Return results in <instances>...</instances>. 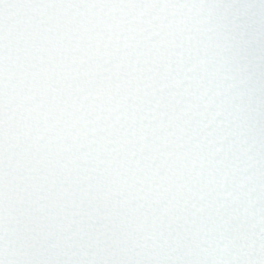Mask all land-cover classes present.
Returning <instances> with one entry per match:
<instances>
[{"label":"snow or ice","instance_id":"6c2138e0","mask_svg":"<svg viewBox=\"0 0 264 264\" xmlns=\"http://www.w3.org/2000/svg\"><path fill=\"white\" fill-rule=\"evenodd\" d=\"M0 264H264V0H0Z\"/></svg>","mask_w":264,"mask_h":264}]
</instances>
